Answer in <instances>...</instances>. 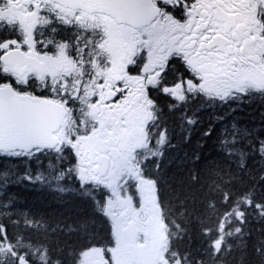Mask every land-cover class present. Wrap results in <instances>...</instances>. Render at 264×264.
Here are the masks:
<instances>
[{"label": "snow or ice", "instance_id": "6c2138e0", "mask_svg": "<svg viewBox=\"0 0 264 264\" xmlns=\"http://www.w3.org/2000/svg\"><path fill=\"white\" fill-rule=\"evenodd\" d=\"M0 32V158L24 162L23 174L0 170V264H225L249 218L264 221V195L229 168L212 170L199 209L160 175L176 147L162 97L186 131L198 123L189 104L264 97V0H0ZM251 135L233 122L217 151L242 170V142L264 158ZM68 179L92 218L52 225L7 196L22 182L67 193ZM193 224L195 253L183 245ZM61 234L84 243L66 257ZM254 251L264 264V239Z\"/></svg>", "mask_w": 264, "mask_h": 264}, {"label": "trees", "instance_id": "16d2710c", "mask_svg": "<svg viewBox=\"0 0 264 264\" xmlns=\"http://www.w3.org/2000/svg\"><path fill=\"white\" fill-rule=\"evenodd\" d=\"M8 33L0 32V36H7ZM167 98L162 97L161 100ZM196 113L198 123L190 126L186 131L180 124L177 113H167L166 119L173 130V143L176 147L167 151L162 165L161 178L165 186V192L173 197L179 195L181 199H187L190 208H202L201 201L204 200L208 191V185L216 180L212 170L219 166L221 169L229 168L235 180L241 187L254 188L258 195H264V158L259 151L253 152L242 142L241 147L248 153L245 159L246 167H238L237 157L225 158L218 148V137L221 130L230 127L233 122L241 129L250 132L251 139H264V97L259 95L247 99L242 103H233L229 106H209L200 101L187 105ZM217 117H223L222 122ZM210 123L214 124L215 131L209 137L203 136ZM190 132V139L185 142L184 136ZM200 158L197 160L195 157ZM47 167V161H43ZM18 166V167H17ZM16 168L20 174L24 171V162L0 158V170ZM32 170L43 171L37 164L31 165ZM198 175V180L193 181L192 176ZM227 179V177H225ZM65 186L72 191L58 193L40 183L22 182L11 185L7 190V196L15 201L17 209L30 211L36 215L45 217L50 224L57 222L63 224L75 223L77 220L87 216L91 217L90 205L75 194L77 185L75 181L68 179ZM4 194H0L3 197ZM195 200V204L191 203ZM106 226L99 219L95 223V232L98 235L104 234ZM264 221L254 217L249 218L245 231L243 247L235 248L225 260V264H261L260 257L255 253L254 247L264 239ZM204 237L200 235L198 227L193 224L191 228V239L187 237L183 245L190 247L195 253L197 249L202 250ZM59 243L65 248V256L73 249H78L84 243L82 236L60 235Z\"/></svg>", "mask_w": 264, "mask_h": 264}, {"label": "flooded vegetation", "instance_id": "af4514ba", "mask_svg": "<svg viewBox=\"0 0 264 264\" xmlns=\"http://www.w3.org/2000/svg\"><path fill=\"white\" fill-rule=\"evenodd\" d=\"M169 99L167 98L166 100H161L160 99V104H161V107L164 108V112H165V115L167 116V113L169 114L170 112H168V109L165 107V105H167L169 103Z\"/></svg>", "mask_w": 264, "mask_h": 264}]
</instances>
